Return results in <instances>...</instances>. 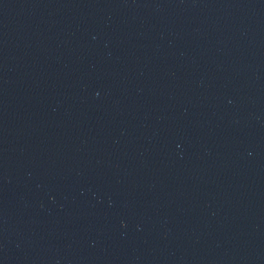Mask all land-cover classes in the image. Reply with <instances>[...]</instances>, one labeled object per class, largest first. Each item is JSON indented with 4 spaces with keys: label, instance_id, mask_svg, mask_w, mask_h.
Returning <instances> with one entry per match:
<instances>
[{
    "label": "water",
    "instance_id": "95a60500",
    "mask_svg": "<svg viewBox=\"0 0 264 264\" xmlns=\"http://www.w3.org/2000/svg\"><path fill=\"white\" fill-rule=\"evenodd\" d=\"M0 264H264V0H0Z\"/></svg>",
    "mask_w": 264,
    "mask_h": 264
}]
</instances>
